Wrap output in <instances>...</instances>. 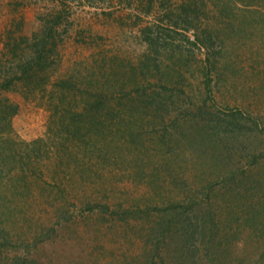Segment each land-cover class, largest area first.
<instances>
[{"label":"rangeland","instance_id":"1","mask_svg":"<svg viewBox=\"0 0 264 264\" xmlns=\"http://www.w3.org/2000/svg\"><path fill=\"white\" fill-rule=\"evenodd\" d=\"M243 1L229 22L240 29H230L223 11L230 0H0V53L9 32L29 36L60 12L53 79L99 65L122 77L133 71L130 88L140 85L157 105L145 109L140 135L131 125L145 147L117 139L98 167L102 179L86 184L88 195L102 193L106 212L84 206L77 188L48 198L53 159L31 153L25 176L19 166L7 172L0 264H264V0ZM187 3L193 11L181 9ZM143 28L155 38L150 46ZM35 95L3 93L18 105L17 139L46 133L48 111ZM173 200L193 204L176 212L178 233L154 247L159 210L139 212Z\"/></svg>","mask_w":264,"mask_h":264},{"label":"trees","instance_id":"2","mask_svg":"<svg viewBox=\"0 0 264 264\" xmlns=\"http://www.w3.org/2000/svg\"><path fill=\"white\" fill-rule=\"evenodd\" d=\"M230 1L233 5L224 4L223 11L228 19V28L233 29L237 26L229 22L242 13L236 3L244 1ZM189 8H192L190 3L181 6L183 11ZM201 10L202 7L199 6V11ZM60 22L61 15L57 12L43 19V22L29 36H13L12 32H9L4 43L5 49L0 53V186L7 172H11L18 166L22 176H25L23 162L24 159L30 161L32 153L35 158L44 156L47 159H53L52 164H47V176L56 188L53 185L48 198H58L59 193L62 191L66 193V190L70 194V190L75 191L77 188L79 191L76 193L80 194L76 198L84 206L89 210L106 212L110 206L105 199H102V193L97 191L91 193L94 196L88 195L86 184L93 178L102 179L98 167L101 166L100 163H109L107 154L112 144H117V139L123 143L128 138L127 141L133 140L131 143L138 148L145 147L144 142L134 138L136 135L132 133L131 125L133 123L134 127H138L137 136L140 135L139 130L144 124L145 109L149 108L152 101L148 99L145 89L140 85L136 84L130 88L127 78L134 79L133 71L130 74L132 77L124 74L126 78L124 79L117 72L111 73L110 70V73H107L103 65H99L97 72L93 69L87 75H82L81 71L73 70L74 73L53 79L51 77L53 56H57L55 34L58 32L56 27ZM141 31L143 39L149 46L155 42L150 28H143ZM205 38L207 42H211L212 33L209 31ZM198 40L206 44L202 37ZM149 63V57L145 56V60L139 64L141 70L144 68L147 70ZM131 69L135 71L134 67ZM206 85L208 86V82ZM7 91H19L24 98L36 97L35 94H40L48 111L44 136L24 141L12 134L11 119L16 114L18 105L3 96V93ZM152 106L153 109L154 106L157 107L153 103ZM135 160L137 163L141 158L135 156L133 161ZM90 200L94 201L90 202ZM189 204L193 202L183 205L180 201L173 200L168 201L163 208L147 206L141 209L139 212L141 214H149L150 210H159V221H156L153 228L156 239L152 246L156 247L160 238L164 240L171 232L178 233V222L174 221L175 216L178 215L176 212L179 209L184 210ZM64 205L61 203L54 207L56 212ZM117 210L119 209L111 212L114 213ZM136 211L138 209L124 210L129 215H134ZM210 225L214 227L213 215L210 217ZM50 229L53 230V227ZM184 231L187 233L186 228ZM190 234L194 235L193 232ZM0 246H4V243L1 242ZM153 249L147 253L151 254ZM148 254H145V258ZM19 258L14 257V261ZM14 264L24 263L20 260Z\"/></svg>","mask_w":264,"mask_h":264}]
</instances>
